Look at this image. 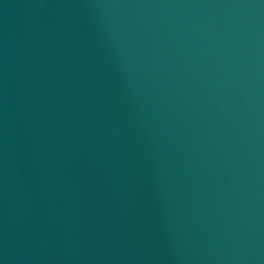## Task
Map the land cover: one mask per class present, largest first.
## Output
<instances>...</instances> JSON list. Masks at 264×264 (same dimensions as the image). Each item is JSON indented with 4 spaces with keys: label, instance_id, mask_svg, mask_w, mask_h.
<instances>
[{
    "label": "water",
    "instance_id": "1",
    "mask_svg": "<svg viewBox=\"0 0 264 264\" xmlns=\"http://www.w3.org/2000/svg\"><path fill=\"white\" fill-rule=\"evenodd\" d=\"M0 264H264V0H0Z\"/></svg>",
    "mask_w": 264,
    "mask_h": 264
}]
</instances>
